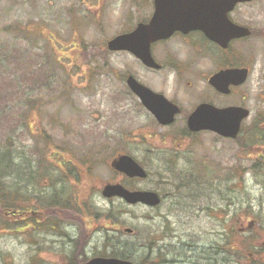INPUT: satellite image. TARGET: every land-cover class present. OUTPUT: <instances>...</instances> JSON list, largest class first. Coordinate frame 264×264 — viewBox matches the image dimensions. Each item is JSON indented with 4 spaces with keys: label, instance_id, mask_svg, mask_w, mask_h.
Here are the masks:
<instances>
[{
    "label": "rangeland",
    "instance_id": "rangeland-1",
    "mask_svg": "<svg viewBox=\"0 0 264 264\" xmlns=\"http://www.w3.org/2000/svg\"><path fill=\"white\" fill-rule=\"evenodd\" d=\"M152 11V0H0V154L11 159L8 189L17 190L13 200L23 208L39 210L43 197L63 187L79 209H61L62 219L39 225L0 213V264H74L71 257L81 264L113 248L132 250L139 263L147 234L160 236L165 228L169 235L150 255L155 264L161 258L162 264H213L211 257L223 255L228 225L236 236L230 264H264V142L243 148L242 140L209 131L184 137L180 116L161 127L126 77L169 95V72L146 70L132 54L106 47ZM232 15L252 29L233 43L250 75L229 96L212 95L202 81L197 94L218 105H245L249 124L264 109V0L241 3ZM210 59L197 69H213L217 62ZM188 75L178 86L184 106L190 105ZM118 153L132 155L148 176L131 179L114 170L110 160ZM110 181L157 190L164 199L150 207L115 197L114 209L123 207L119 223L90 216L92 207L101 212L111 205L101 193ZM187 184L194 190L182 188Z\"/></svg>",
    "mask_w": 264,
    "mask_h": 264
},
{
    "label": "water",
    "instance_id": "water-1",
    "mask_svg": "<svg viewBox=\"0 0 264 264\" xmlns=\"http://www.w3.org/2000/svg\"><path fill=\"white\" fill-rule=\"evenodd\" d=\"M252 0H154V12L148 22L139 23L130 32L118 34L108 41L111 50L127 49L146 65L158 66L150 52L153 41L168 37L174 30H202L207 37L226 47L229 41L251 34V29L230 19L228 13L237 3ZM249 74L247 67H232L215 72L209 79L219 91L229 93L231 85L243 83ZM130 88L140 96L143 104L162 125L173 121L178 106L169 107V100L153 91L133 75L127 78ZM250 110L242 105L218 107L209 102L200 103L188 116L191 131L210 130L225 137H235L242 120ZM110 165L129 177L147 176L146 169L130 154L120 153ZM106 197L119 196L127 203H143L155 206L161 201L158 192L150 189H131L121 182H107L101 190ZM131 228H126L130 232ZM82 264H138L129 259L114 256H93Z\"/></svg>",
    "mask_w": 264,
    "mask_h": 264
},
{
    "label": "flooded vegetation",
    "instance_id": "flooded-vegetation-1",
    "mask_svg": "<svg viewBox=\"0 0 264 264\" xmlns=\"http://www.w3.org/2000/svg\"><path fill=\"white\" fill-rule=\"evenodd\" d=\"M237 6L238 5H236L234 7V9L229 11V13H228L230 19L233 20L234 22H238V21H236V19L232 15L233 11L235 10V8H237ZM153 8H154V5H153ZM151 16H152V14L147 18L139 20L137 23H139L141 21L147 22ZM137 23L133 26V28H135ZM133 28H130L128 30H124L123 32L130 31ZM236 40H237V38L230 40L228 45L226 47H223L219 43H217L216 41H213L212 39L207 37L206 34L200 29H192L189 31H183V30H179V29L174 30L173 32H171L169 34L168 37L157 39V40L153 41L150 45L151 55H152L153 59L158 63V66L146 65L145 63H143V61L140 58L133 55V53L126 51V52L132 54L140 62V64L143 66V68L146 70H150V71H162V70H164V71L169 72V95H167L166 92H164V91H167L166 89L163 91L162 90H158V91L154 90L150 86H148L147 84L143 83L140 79H138L137 76L133 75L136 77V79H138L141 83H143L146 86H148L149 88H151L153 91L163 94L169 100V107H172L173 104H176L178 106L179 109L175 113L173 121L167 125H162V126H171L178 119V116H180L185 121L184 133H183L184 137H191V136H193L199 132L204 131V130L198 131V132L191 131L187 125L188 116L200 103L210 102V103H213L219 107L232 104V103H230V104H226V105H218L216 102H213V100H212L213 98H210L206 95H198L197 94V86H198L199 82L202 81L205 88L207 90L212 91V95L216 94L217 97L218 96L222 97V96L231 95L239 86L242 85V84L231 85L229 93H223V92L217 90L209 81L210 77L215 72H217L221 69H227V68H232V67H238V66L239 67H248L249 68V74H250L251 65L248 62H241V63L238 62V53L236 52L235 48L233 47V43ZM202 44L209 46V51H210L209 53H203L200 50L199 46ZM186 47H189L188 48L189 57L187 55ZM213 50H214V53H213ZM206 57H210L211 59H214L217 62L215 67L211 70L197 69L198 63H201L202 59H205ZM185 73H189L187 79H185V81H186L185 87L191 88V89H189L190 95H187V97L190 96V98L188 100L190 105H188V106H184V104H182V98H181L182 96H180L181 89L178 88L181 80H184L182 78H183ZM129 74H131V73H129ZM129 74H127V76ZM126 79H127V77H126ZM167 81H168V78H167ZM129 89H130V87H129ZM185 92L188 93V91H185ZM132 93L139 98L140 104H142V106L145 107L141 101L140 96L137 95L136 93H134L133 91H132ZM183 98L185 100V96H183ZM263 110L258 109L257 112L255 113V115L251 118L249 124H244L243 122L245 119L249 118L250 116L243 119V121L241 123V127L239 129V133L236 136V138H234V140L237 141V140L246 139V141H248V145H246V147H250L252 144L247 139L251 135H254V138H257V139H263L264 138V111ZM148 111L151 112L150 110H148ZM250 113H251V110H250ZM151 114L153 115L152 112H151ZM153 117H154L155 121L157 123H159L154 115H153ZM257 145H259V143H257L255 146H257ZM253 146H254V144H253ZM260 155L264 158V151L263 150H261ZM262 163H264V162H262Z\"/></svg>",
    "mask_w": 264,
    "mask_h": 264
},
{
    "label": "trees",
    "instance_id": "trees-1",
    "mask_svg": "<svg viewBox=\"0 0 264 264\" xmlns=\"http://www.w3.org/2000/svg\"><path fill=\"white\" fill-rule=\"evenodd\" d=\"M260 141L264 142V138L263 139L253 138L252 140H250V143L253 145V144L260 142ZM246 145H248V141H246V139L242 140L241 147L244 148V147H246ZM7 160L8 161L11 160L9 157V153L8 154H0V213H3L4 215L6 214L7 217L11 216V215L12 216H24L27 218L29 217V218H31L32 221L36 222L39 225V224H55L56 220L62 219V218L56 216V212L60 211L61 209L64 211V212L63 211L62 212L66 213V214L68 213V211H66L68 208H72L75 211H79L78 207L73 204V201L75 202V200L71 199L69 190L67 191L63 187L61 188V190H55L50 195L43 197L42 206H39V210L37 208H30V207H29V209L27 207L23 208L17 201L13 200V196H15V193H17V190L16 189H14V190L8 189L9 184L7 181L8 179H6V176L9 175L8 173H9L11 161H10V163H7V162H5ZM256 164H258V162H256ZM201 174H203V172H201ZM188 183L190 184V178H189ZM189 186H192V185H189ZM182 188L185 190L186 189L194 190V189L188 188V184L183 185ZM192 192L193 191H190V194ZM160 194L162 195V201H163L164 195L162 193H160ZM195 195H196V193L193 194V196H195ZM113 200H114V198L109 199V201H111V205H109L108 208L105 209L104 211L95 212V208L92 207L93 209H91L89 212L90 216L95 217V218L103 216L107 219H111L114 222L119 223L121 220L119 219L118 215H122L123 207L115 210L114 207L112 206L113 202H114ZM40 209H42L43 212H39ZM53 211H55V214L53 213ZM52 214H53V217H52ZM40 216H42V217H40ZM220 218H221L222 222H224L225 216L223 215ZM4 223H7V222L5 221ZM226 227L227 228L223 229L222 233L224 235L222 237L221 244H220V248L222 249V250L220 249V251H222L223 255H221L220 258H218V259H217V256L211 257L213 260V264H230V262L232 261L230 254L233 251L234 252L236 251L235 250L236 246L233 243V241L235 240V237H236V236H234V232H233L234 230H233V228L230 227V225H228ZM160 232H161L160 236L149 233V234H147V237H145V239H147V244H144L145 255L143 258H145V259L143 260V258H139L138 262L140 264H155L154 260L150 259V255H151L154 247L158 246L157 240L163 239V236L169 235V228L162 229ZM81 238H82V235L79 238L77 236V238L74 240V242L77 245V249L79 248V245L81 244ZM245 241L247 243H251V240L247 237H246ZM217 246L219 247V244ZM212 250H213V248H212ZM77 254L79 255V253H77ZM96 254H100V255L108 254V255H113V256H119V257L125 258V259H134L133 258L134 253L132 250H129V249L113 248L112 250H110L109 253L98 252ZM212 254L214 255V252H212ZM79 257H81V255H79ZM70 259H71L72 263L77 264L74 261V258L71 257ZM81 261H83V260H81ZM164 262H166V259L161 258V260L157 264H162ZM255 263H256V260L252 264H255Z\"/></svg>",
    "mask_w": 264,
    "mask_h": 264
}]
</instances>
